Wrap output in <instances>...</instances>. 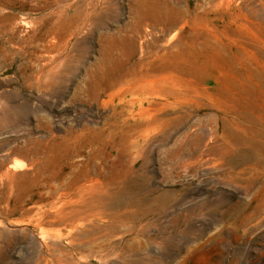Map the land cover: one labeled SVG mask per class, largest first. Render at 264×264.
<instances>
[{
    "label": "rangeland",
    "instance_id": "obj_1",
    "mask_svg": "<svg viewBox=\"0 0 264 264\" xmlns=\"http://www.w3.org/2000/svg\"><path fill=\"white\" fill-rule=\"evenodd\" d=\"M167 1L0 0V264H264V0Z\"/></svg>",
    "mask_w": 264,
    "mask_h": 264
},
{
    "label": "bare ground",
    "instance_id": "obj_2",
    "mask_svg": "<svg viewBox=\"0 0 264 264\" xmlns=\"http://www.w3.org/2000/svg\"><path fill=\"white\" fill-rule=\"evenodd\" d=\"M211 2L213 3V5H219L222 0H211ZM132 7L134 9L136 17V23L134 27H138L142 23H148L153 26H160L165 31H170L172 29H177V31H180L187 22V18L190 15L186 9L176 8L167 0H133ZM199 19L200 17L198 16V14H194L193 18L191 19V23L195 24V22H197ZM68 24H70V22H68ZM176 37L177 33L173 34L171 39L174 40ZM107 41L109 43V45H107L108 51H112L113 49L117 48V50L120 52L121 58H123L124 60H127L130 56L136 53L137 45H135L134 42L130 39H121L112 36ZM194 44V37L190 42L187 40L186 37H182L178 42V45L180 47V55H182L183 57L192 55L195 50H197L196 45ZM145 47L148 54L156 55V53L158 52L154 48V45H146ZM107 55L110 56L108 52ZM171 56L172 54L169 53L168 57ZM105 58L106 56L104 55L102 61L98 63L96 70L88 74L90 81L95 80L97 74H99V72H101L104 68L106 64ZM150 64L143 60H139L137 62V65H135L131 69L129 75H140L139 80L143 81V84H141V86H139L135 90H138L140 92H146L152 89L153 84L156 82V78L154 77L153 73L163 70V67L158 64ZM166 67L169 69L167 72H171L173 69L179 68L175 66L173 62L166 65ZM142 70H144V72H142ZM113 80L114 79H106L105 82V89L110 91L111 94L115 93V86L121 84V81L119 80L112 83ZM161 81L162 78L159 79V83ZM98 84L99 83L96 84L95 88H100ZM134 91L130 88L129 93L133 94ZM135 126L138 127V125L126 124L124 129L119 132L120 135L117 134L119 128L114 127L113 130L109 133V136L113 137L117 135L120 139L125 140L128 138V134L130 133V131L134 130Z\"/></svg>",
    "mask_w": 264,
    "mask_h": 264
}]
</instances>
